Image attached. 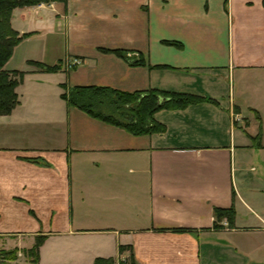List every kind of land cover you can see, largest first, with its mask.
<instances>
[{"label": "crops", "instance_id": "0c3cea01", "mask_svg": "<svg viewBox=\"0 0 264 264\" xmlns=\"http://www.w3.org/2000/svg\"><path fill=\"white\" fill-rule=\"evenodd\" d=\"M12 26L28 36L6 65L25 76L0 115V244L44 237L39 264H264V0H67ZM79 86L206 101L134 135L69 105Z\"/></svg>", "mask_w": 264, "mask_h": 264}, {"label": "trees", "instance_id": "16d2710c", "mask_svg": "<svg viewBox=\"0 0 264 264\" xmlns=\"http://www.w3.org/2000/svg\"><path fill=\"white\" fill-rule=\"evenodd\" d=\"M62 2L67 0H0V115L9 114L20 103L17 87L22 83L25 73L10 71L6 65L12 58L15 48L28 36L21 35L12 26V15L15 9L37 6L43 3ZM118 56L131 61L129 51L113 50ZM132 62V61H131ZM43 72L55 73L62 69L63 63L47 65L42 62H30ZM144 64V61L132 62ZM62 98L69 105L75 106L86 113L112 125L121 127L134 135L153 134L164 131L165 126L156 120V113L162 109H183L190 105L206 101V98L162 90L148 92H124L107 87L79 86L63 93ZM218 218L234 217V210L216 209ZM44 237H39L35 245L24 254L30 258L31 264H39L40 249ZM19 250L4 253V259L11 264L16 262ZM95 264H140L133 254L128 260L116 262L114 259H98Z\"/></svg>", "mask_w": 264, "mask_h": 264}, {"label": "rangeland", "instance_id": "374dc122", "mask_svg": "<svg viewBox=\"0 0 264 264\" xmlns=\"http://www.w3.org/2000/svg\"><path fill=\"white\" fill-rule=\"evenodd\" d=\"M32 44V43H31ZM28 46H31L30 43H26L24 41L23 45H21L20 47H18L19 49H17V53H16V57L14 59V62H13V65H21L22 64V53L24 54V50L28 47ZM35 51H37L39 53V50L38 48L35 49ZM36 52V53H37ZM20 67V66H19ZM7 69V68H6ZM247 167H252L251 165H248ZM249 172H255V171H251V169L249 170ZM11 249H8L7 246L5 247V245L3 244H0V264H11L10 261H8L7 259H4V253L5 252H8L10 251ZM16 250V249H15ZM19 252H20V249H18ZM24 253V252H23ZM128 260V259H127ZM16 262H18L19 264H25L26 261V256L25 254H22V256H18V259L16 260Z\"/></svg>", "mask_w": 264, "mask_h": 264}]
</instances>
